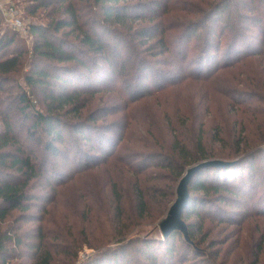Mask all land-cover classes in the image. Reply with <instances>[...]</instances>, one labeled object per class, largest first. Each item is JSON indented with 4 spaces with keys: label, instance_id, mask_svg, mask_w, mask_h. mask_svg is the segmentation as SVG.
<instances>
[{
    "label": "trees",
    "instance_id": "1",
    "mask_svg": "<svg viewBox=\"0 0 264 264\" xmlns=\"http://www.w3.org/2000/svg\"><path fill=\"white\" fill-rule=\"evenodd\" d=\"M23 1L30 49L0 9V264H216L186 218L264 224V0ZM213 159L235 163L191 180L189 240L144 235ZM71 185L79 229L50 211Z\"/></svg>",
    "mask_w": 264,
    "mask_h": 264
},
{
    "label": "rangeland",
    "instance_id": "2",
    "mask_svg": "<svg viewBox=\"0 0 264 264\" xmlns=\"http://www.w3.org/2000/svg\"><path fill=\"white\" fill-rule=\"evenodd\" d=\"M0 6L3 9L13 7L19 12L23 20V23H24L23 27L25 31L18 32V37L21 38L26 44L27 48L30 49L33 43V36L29 34V25L31 22L36 21L37 18L28 13L27 8H26L27 2H24L23 0H0ZM9 26L11 27V25ZM260 63L264 66V62L263 63L260 62ZM248 66H249L248 69L250 72L253 70L252 68L255 67V65L253 64H249ZM20 83L23 86H25L24 82L20 81ZM223 86H226V85H223ZM171 99H173L172 96H171ZM72 192H73V188L71 185L66 195L62 197L64 199H60L61 203H59L57 206H54V208L51 209L50 211L51 213H53V217H55L53 218V220L55 221L56 224H60V223L63 224L65 222L71 225L74 223L75 229H79L78 228L79 225L74 220V214L69 213L73 210L72 209L73 200L71 198ZM196 220L197 219L195 217L191 219L186 218V222L188 224H193L194 222H196V224L192 228H193V231L197 232L196 234H198L199 237H201V234H204V232H209V234L207 235L208 236L207 242H211V240H213L212 242L217 244L211 249H208L209 247L207 243H203L201 245L203 249H207L208 252H212L213 255L209 256L210 260L216 261V264H249L253 262V258H252L250 259L251 261L249 260L250 261L249 263H246L247 259L245 256V250H247V252L249 253V249L255 247V242L261 240V238H264V224L260 225L259 227H255V228H253L250 225H248L244 229L234 228L235 230L230 232V231L222 230L221 228L224 227L223 225L218 226L216 225V223L208 221V223H206L204 227L203 232H200L199 223ZM158 223H156L155 226H145L144 235L149 236V239H160L162 236L158 228ZM244 224L246 225V222ZM53 228H55V226L52 227V229ZM101 231L102 229H97L96 234L97 235L101 234ZM202 236H205V235H202ZM79 238L81 240L83 239L81 235H79ZM228 239H230L229 243L227 244L222 243ZM219 242L221 243L219 244ZM224 248H230V252H233V253L230 255H226V254L221 255L220 259H217V260L214 259V256H216L214 254H217L219 251L224 250ZM259 253H261L260 254V264H264V248L263 247L259 251ZM95 254H96L95 250L85 248L84 250L80 252L79 263L83 264L87 262L92 257H94ZM223 258L225 262L221 261ZM194 264H204V263H203V260H199L195 262Z\"/></svg>",
    "mask_w": 264,
    "mask_h": 264
},
{
    "label": "water",
    "instance_id": "3",
    "mask_svg": "<svg viewBox=\"0 0 264 264\" xmlns=\"http://www.w3.org/2000/svg\"><path fill=\"white\" fill-rule=\"evenodd\" d=\"M234 163V161L213 159L198 163L185 171L184 176L177 185L174 202L170 206L166 216L158 223V228L163 238H167L173 232L179 231L184 235L186 240H189L188 227L183 220V213L190 203L189 184L196 173L203 168L228 167Z\"/></svg>",
    "mask_w": 264,
    "mask_h": 264
},
{
    "label": "built area",
    "instance_id": "4",
    "mask_svg": "<svg viewBox=\"0 0 264 264\" xmlns=\"http://www.w3.org/2000/svg\"><path fill=\"white\" fill-rule=\"evenodd\" d=\"M0 9L2 11V15L5 19V21L11 25V27L16 30L17 32H23L25 31L24 27H23V20L21 18V15L19 14V12L13 8H7V9H3L0 6Z\"/></svg>",
    "mask_w": 264,
    "mask_h": 264
}]
</instances>
